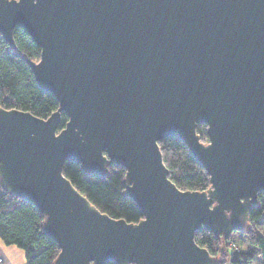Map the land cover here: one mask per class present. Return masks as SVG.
<instances>
[{
  "label": "water",
  "instance_id": "water-1",
  "mask_svg": "<svg viewBox=\"0 0 264 264\" xmlns=\"http://www.w3.org/2000/svg\"><path fill=\"white\" fill-rule=\"evenodd\" d=\"M17 24L59 107L43 118L0 106V182L39 208L53 264H215L196 232L243 231L264 192V0H0L12 48ZM167 137L185 142L207 189L171 180ZM68 160L102 177L124 167L143 217L102 212L65 176Z\"/></svg>",
  "mask_w": 264,
  "mask_h": 264
},
{
  "label": "trees",
  "instance_id": "trees-1",
  "mask_svg": "<svg viewBox=\"0 0 264 264\" xmlns=\"http://www.w3.org/2000/svg\"><path fill=\"white\" fill-rule=\"evenodd\" d=\"M15 48L0 34V106L30 111L46 118L59 107L57 98L38 84L28 59L38 60L41 48L27 29L14 28ZM68 115L61 114L59 129L66 125ZM197 132L208 141V126L200 123ZM163 159L171 180L182 190H205L210 176L190 154L185 142L177 137L159 141ZM63 172L92 204L110 216L137 222L143 214L136 202L125 195L126 169L109 165V173L102 177L88 175L77 161L64 163ZM259 205L254 207L243 231H234L229 238L216 235L209 229L196 232L198 244L215 257V264H264V192H258ZM0 238L7 245H16L25 253L26 264H53L60 247L47 234L44 218L32 202L8 193L0 182ZM104 264H117L108 261Z\"/></svg>",
  "mask_w": 264,
  "mask_h": 264
},
{
  "label": "crops",
  "instance_id": "crops-1",
  "mask_svg": "<svg viewBox=\"0 0 264 264\" xmlns=\"http://www.w3.org/2000/svg\"><path fill=\"white\" fill-rule=\"evenodd\" d=\"M0 256L8 264H26L24 251L16 245H7L0 238Z\"/></svg>",
  "mask_w": 264,
  "mask_h": 264
},
{
  "label": "built area",
  "instance_id": "built-area-1",
  "mask_svg": "<svg viewBox=\"0 0 264 264\" xmlns=\"http://www.w3.org/2000/svg\"><path fill=\"white\" fill-rule=\"evenodd\" d=\"M0 264H8L2 256H0Z\"/></svg>",
  "mask_w": 264,
  "mask_h": 264
}]
</instances>
